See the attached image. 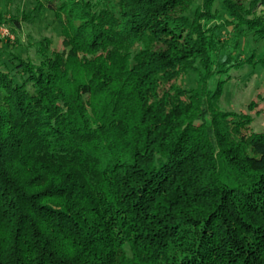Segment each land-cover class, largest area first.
Listing matches in <instances>:
<instances>
[{
  "label": "trees",
  "instance_id": "trees-1",
  "mask_svg": "<svg viewBox=\"0 0 264 264\" xmlns=\"http://www.w3.org/2000/svg\"><path fill=\"white\" fill-rule=\"evenodd\" d=\"M28 1L59 45L0 47V264H264V131L220 106L264 0Z\"/></svg>",
  "mask_w": 264,
  "mask_h": 264
},
{
  "label": "rangeland",
  "instance_id": "rangeland-1",
  "mask_svg": "<svg viewBox=\"0 0 264 264\" xmlns=\"http://www.w3.org/2000/svg\"><path fill=\"white\" fill-rule=\"evenodd\" d=\"M31 8L28 0H0V12L7 14V19L18 16L20 20L19 27L9 23L0 25V47H5L9 43L15 44L19 37V42L24 46L17 47L12 51L22 50L24 55L36 59L33 43L39 42L44 37H50L54 45L57 46L59 29L56 24L54 26L48 24L43 16L38 17L37 13H35V19L25 22L24 15H27ZM225 35V39L230 41V35ZM235 36L240 38L241 44L235 55L238 53L255 54L256 59L264 55L263 40L243 32H235ZM223 78L227 82L224 84L220 100L221 109L225 112L251 115L253 118L252 129L256 132L264 131V67L260 63L234 67L228 74H223ZM217 81H211V90L217 88ZM176 82L177 86L189 89L194 86L195 77L192 74H187L178 78Z\"/></svg>",
  "mask_w": 264,
  "mask_h": 264
}]
</instances>
